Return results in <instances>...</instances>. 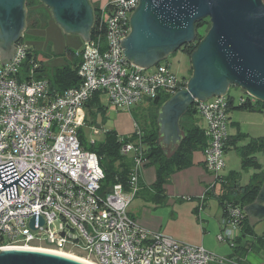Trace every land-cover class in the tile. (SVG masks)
<instances>
[{
	"label": "built area",
	"instance_id": "1",
	"mask_svg": "<svg viewBox=\"0 0 264 264\" xmlns=\"http://www.w3.org/2000/svg\"><path fill=\"white\" fill-rule=\"evenodd\" d=\"M137 4L109 0L99 7L94 35L74 52L80 82L59 94L47 93L49 81L37 77L40 63L22 36L12 56L0 61V164L11 160L17 177L28 168L35 173L24 188L16 183L17 198L6 199L5 190L0 192V247L44 246L96 264H241L139 225L127 211L125 195L134 193L136 184L129 192L119 183L100 192L104 173L98 157L79 137L86 103L95 93L106 94L117 109L130 110L158 95H172L187 81L168 63L144 69L123 55L120 39L130 32L129 16ZM226 105V97L194 101L207 139L203 164L215 177L226 166ZM133 149V144L121 147L125 153ZM142 164L136 156L134 181ZM226 208L216 238L233 247L244 208L232 202ZM57 221L60 227L54 228Z\"/></svg>",
	"mask_w": 264,
	"mask_h": 264
},
{
	"label": "water",
	"instance_id": "2",
	"mask_svg": "<svg viewBox=\"0 0 264 264\" xmlns=\"http://www.w3.org/2000/svg\"><path fill=\"white\" fill-rule=\"evenodd\" d=\"M63 32L88 41L95 8L91 0H39ZM25 0H0V61L14 51L26 25ZM210 25L189 54L191 75L158 108V142L170 155L183 138L180 119L195 100L227 97L237 86L264 103V2L262 0H138L129 16L130 32L120 39L123 55L144 69L161 63L185 43L195 42V21ZM35 173L20 177L12 161L0 164V192L17 198L16 183L25 187ZM2 200L0 199V203ZM244 211L264 217V183ZM42 224V219H40ZM33 226V218L30 220ZM0 264H91L62 252L25 246H1Z\"/></svg>",
	"mask_w": 264,
	"mask_h": 264
},
{
	"label": "trees",
	"instance_id": "3",
	"mask_svg": "<svg viewBox=\"0 0 264 264\" xmlns=\"http://www.w3.org/2000/svg\"><path fill=\"white\" fill-rule=\"evenodd\" d=\"M39 0H25L27 9L26 20L28 25H37V18L34 13H41L44 18L47 17V12L41 10ZM95 21L98 20V5H94ZM47 16H46V15ZM196 40L195 42L185 43L181 46L182 52L189 54L195 49L197 42L204 36V32L209 28L210 22L208 18H203L195 21ZM95 31L91 28V37ZM31 50V49H30ZM71 61L56 67L52 72L47 73L43 62L40 63L37 77H46L49 81L47 93L50 95L59 94L66 88L76 86L80 79L77 75V58L74 56V51L69 50ZM33 56L37 59L36 53ZM192 68H189V76ZM187 76V77H189ZM184 77V78H187ZM244 95V100L241 101L227 93L226 97V112L228 121L230 112L235 110L241 111H262L264 103L260 100H252L250 96ZM170 94L158 95L153 100L145 101L138 105L139 109L131 108L136 129L128 135H119L115 130H109L105 134V140L102 142H93L86 146L81 138V130L79 129V137L84 148L96 153L99 165L104 173V178L100 184V192L109 191L113 184L119 183L122 185L124 192H129L131 187L136 184L137 192H150L152 199L156 202H162L165 198L164 185L168 177L176 170L185 168L191 164L192 153L198 149L205 148L207 139L204 135L202 126L198 123V113L194 104L190 105L186 113L180 119V128L183 132V138L177 145L175 150L166 155L158 142V125L157 114L159 106L167 100ZM240 98V97H239ZM88 114L95 117L99 112H104L106 106L102 104L101 95L95 93L93 97L86 103ZM137 108V106H135ZM140 112V114H138ZM143 120L138 122L139 117ZM88 117V116H87ZM84 119L85 124L89 122L88 118ZM139 130L142 134H139ZM248 134L237 132L235 135H228L225 150L234 148L241 157V164L245 169L253 167L254 171L249 177L246 184L241 185L240 174L236 171H230L227 175H219L215 177V182H220L221 193L218 195L219 205L221 207V215L226 214V203L232 202L244 208L249 203L253 202L264 183V169L258 162L256 153L264 150V136L251 137L249 141L242 146H237L236 142L246 138ZM125 144H133L134 149L128 153L121 151V147ZM139 156L143 165H152L155 168V180L149 186L144 185L139 180V174L136 181L133 179L134 173V158ZM210 189H206L205 195ZM237 225L240 233L235 239V245L231 247V253L228 257H234L241 264H247L246 256L248 253H254L264 259V232L256 234L253 230V225L250 223L245 211L237 220Z\"/></svg>",
	"mask_w": 264,
	"mask_h": 264
},
{
	"label": "crops",
	"instance_id": "4",
	"mask_svg": "<svg viewBox=\"0 0 264 264\" xmlns=\"http://www.w3.org/2000/svg\"><path fill=\"white\" fill-rule=\"evenodd\" d=\"M100 1L102 0H91L93 7L97 4L100 6ZM198 123L201 126L203 124L200 117ZM228 132L229 135H235L237 132L248 134L246 138L236 142L237 146L245 145L251 137L264 136V107L262 111L235 110L230 112ZM203 150L204 148L194 151L191 156V164L176 170V172L174 171L168 177L164 185L166 196L162 202L149 199L152 196L148 191L138 193L136 189L134 193H128L130 202L127 211L139 225L151 231H162L179 241L206 247L207 233L215 234L219 228L218 218L221 215V207L218 195L221 193V184L220 188L217 189L216 184L212 185L215 182V176L203 164ZM228 151L229 149L226 152ZM258 153L260 152L256 153V157ZM259 163L264 169L263 164ZM253 171L247 174L246 180L242 179L240 175L239 183L241 185L246 184ZM155 177L154 166L142 164L139 180L144 185L149 186L154 182ZM211 185L209 193L200 201V196ZM245 213L253 225L254 232L256 234L263 233L264 225L257 230L256 224L260 221L264 222V217L258 219L247 212ZM213 219L216 221L213 222ZM246 260L247 264H264L263 258L251 252L246 256Z\"/></svg>",
	"mask_w": 264,
	"mask_h": 264
},
{
	"label": "rangeland",
	"instance_id": "5",
	"mask_svg": "<svg viewBox=\"0 0 264 264\" xmlns=\"http://www.w3.org/2000/svg\"><path fill=\"white\" fill-rule=\"evenodd\" d=\"M262 1L264 2V0ZM106 3L107 0L100 1L99 7L103 8ZM40 9L42 10L43 7ZM43 10L46 11L45 9ZM48 12L50 14L49 10ZM49 14H47L48 16L45 14L47 17L44 18V15L41 13H34L33 16L37 18V25L31 26L27 23L25 25V29L22 32L23 42L32 49L34 54L36 53L37 61L43 62L47 73L52 72L56 67H60L70 62L71 56L69 55V50H73L75 52L79 50L84 44L83 39L79 35L63 32V29ZM161 63H168L171 70L178 77L189 76V57L180 50L169 54ZM243 92V89L237 86H230L228 89V94L234 96L236 101L239 95ZM101 101L102 104L106 106V109L104 112H99L95 117V120L93 116L88 114L86 107L83 109V119L88 116L87 118L89 120V122L86 124L84 122L80 128L81 138L83 139L86 146H89L93 142L99 143L104 141L106 136L105 133L109 130H115L119 135H128L136 129V122L131 110L117 109L115 106L109 103L108 96L106 94L101 95ZM134 109H139V106H137V108L134 107ZM138 114H140V112H138ZM137 120L139 123H143L140 115ZM226 151L224 156L226 166L222 170V175H227L230 171L235 170L241 175L242 179L246 180L247 174L253 171V167H247V169H245V167L242 166L241 157L239 156L236 149L231 148L228 152ZM257 157L259 162H261L264 166L263 150L257 154ZM214 184L217 185L216 189L218 187L220 188V182H214L212 185ZM125 195L127 197L129 196V194L126 193ZM203 217L206 218V216ZM212 221L215 222L216 220L213 219ZM218 221L219 228L217 229V232L215 234L207 233L205 244L206 247H203L218 256H225L231 252L232 248L227 242H219L217 240L216 235L220 233L221 215L219 216ZM263 225L264 222H258L256 224V229L258 230V228ZM53 227L59 228L60 223L57 221L54 223ZM76 256L79 257V255Z\"/></svg>",
	"mask_w": 264,
	"mask_h": 264
},
{
	"label": "bare ground",
	"instance_id": "6",
	"mask_svg": "<svg viewBox=\"0 0 264 264\" xmlns=\"http://www.w3.org/2000/svg\"><path fill=\"white\" fill-rule=\"evenodd\" d=\"M25 247H35V246H25ZM35 248H42V249L54 250V251H58V252H62V253L68 254V255H72V256L78 257V256H76L75 254L68 253V252H64V251H61V250L52 249V248H45V247H35ZM78 258L83 259V260H85V261H87V262H89V263H91V264H96V263H94V262H92V261H90V260H88V259H86V258H83V257H81V256H79Z\"/></svg>",
	"mask_w": 264,
	"mask_h": 264
},
{
	"label": "flooded vegetation",
	"instance_id": "7",
	"mask_svg": "<svg viewBox=\"0 0 264 264\" xmlns=\"http://www.w3.org/2000/svg\"><path fill=\"white\" fill-rule=\"evenodd\" d=\"M41 7H43V9H45L46 10V12H47V14H49V12H48V10L50 11V9L49 8H47L44 4H42V6ZM49 15H51V12H50V14ZM26 16H27V12H26ZM52 17V16H51ZM28 22H27V20H26V24H27ZM183 46V45H182ZM181 48V47H180Z\"/></svg>",
	"mask_w": 264,
	"mask_h": 264
},
{
	"label": "clouds",
	"instance_id": "8",
	"mask_svg": "<svg viewBox=\"0 0 264 264\" xmlns=\"http://www.w3.org/2000/svg\"><path fill=\"white\" fill-rule=\"evenodd\" d=\"M188 78V77H187Z\"/></svg>",
	"mask_w": 264,
	"mask_h": 264
}]
</instances>
